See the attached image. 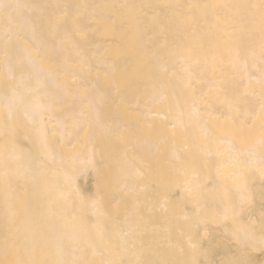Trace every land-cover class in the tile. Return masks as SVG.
<instances>
[{
    "label": "bare ground",
    "instance_id": "6f19581e",
    "mask_svg": "<svg viewBox=\"0 0 264 264\" xmlns=\"http://www.w3.org/2000/svg\"><path fill=\"white\" fill-rule=\"evenodd\" d=\"M0 264H264V0H0Z\"/></svg>",
    "mask_w": 264,
    "mask_h": 264
}]
</instances>
